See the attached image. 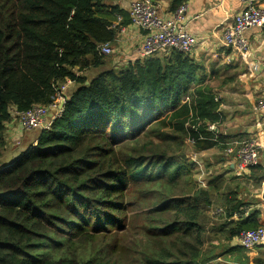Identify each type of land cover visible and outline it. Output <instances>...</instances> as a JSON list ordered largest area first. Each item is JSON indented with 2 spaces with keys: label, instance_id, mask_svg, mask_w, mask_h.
<instances>
[{
  "label": "trees",
  "instance_id": "obj_1",
  "mask_svg": "<svg viewBox=\"0 0 264 264\" xmlns=\"http://www.w3.org/2000/svg\"><path fill=\"white\" fill-rule=\"evenodd\" d=\"M118 1L0 0V157L18 113L74 84L37 142L0 166V264H264L259 245L237 243L264 228L239 177L201 187L195 162L170 150L226 153L235 140L209 129L225 116L205 65L171 49L105 67L115 52L100 46L131 24Z\"/></svg>",
  "mask_w": 264,
  "mask_h": 264
},
{
  "label": "crops",
  "instance_id": "obj_2",
  "mask_svg": "<svg viewBox=\"0 0 264 264\" xmlns=\"http://www.w3.org/2000/svg\"><path fill=\"white\" fill-rule=\"evenodd\" d=\"M133 1L119 0L118 3L127 10ZM151 1L159 15L164 18L172 16V0ZM186 3V22L197 38L193 56L196 61L205 65L206 71L202 78L206 80V84H211L217 90L221 101L220 109L225 116V121L217 126V131L234 137V142L250 137H259L264 142V113L256 107L260 99L264 98V26L247 30L246 35L251 41V54L246 57L226 45L223 38L225 30L242 10L240 0H186ZM259 4L264 5V0H260ZM121 17L120 22L123 21V15ZM124 27L125 32H119L115 44L119 48L118 53H121L119 57L127 61L140 58L143 31L132 23ZM251 57L260 66L255 75H251L248 67ZM9 145L8 142L7 147ZM228 158L233 175L238 176L242 181L241 185L246 187L241 196L250 203L249 209L261 210L264 217V148L260 152V167L247 169L242 174L234 168L232 158ZM8 164L9 160L1 165ZM254 255L264 257V244L254 250Z\"/></svg>",
  "mask_w": 264,
  "mask_h": 264
},
{
  "label": "built area",
  "instance_id": "obj_3",
  "mask_svg": "<svg viewBox=\"0 0 264 264\" xmlns=\"http://www.w3.org/2000/svg\"><path fill=\"white\" fill-rule=\"evenodd\" d=\"M240 2L242 10L236 14L231 26L225 30L223 38L226 45L235 52L248 57L251 54V41L246 32L250 28L264 26V5L259 4L260 0H240ZM187 9L188 5L185 2L173 12L171 17L164 18L159 15L151 0H134L131 3L129 8L131 23L143 31L140 58L171 49H178L187 53L193 52L197 38L191 33L186 22ZM121 19V15H117L115 25ZM125 30L126 27L124 26L120 28V32H125ZM100 52L111 55L115 50L110 43H105L100 46ZM248 67L251 75H255L260 69L259 62L252 57L248 62ZM65 89L66 85L61 87L62 91ZM61 90L58 91L56 96L66 102ZM216 99L219 100L220 97L218 96ZM53 104L49 107H34L30 111L18 114L23 116V120L25 119L24 121L28 126H33L38 120V114L37 119L33 117L30 124L28 115H31V112H35L36 109L45 112ZM256 107L264 113V98L260 99ZM209 129L217 131L215 125H210ZM263 148L264 142L259 137H250L231 143L226 150V154L232 158L234 168L239 174H242L247 169L260 163V152ZM239 217L238 213L234 214V218L238 219ZM237 243L249 250L264 244V228L244 231L237 238Z\"/></svg>",
  "mask_w": 264,
  "mask_h": 264
},
{
  "label": "rangeland",
  "instance_id": "obj_4",
  "mask_svg": "<svg viewBox=\"0 0 264 264\" xmlns=\"http://www.w3.org/2000/svg\"><path fill=\"white\" fill-rule=\"evenodd\" d=\"M114 50L115 53L110 56L109 59L107 58V64L105 65V67L115 66L119 68L121 66L120 64H124L127 62V59L119 57L121 56V53H118L119 48L116 47V45ZM113 58L114 61L112 62L111 59ZM96 73H98V70L87 71L89 77L94 76ZM73 87L74 84L70 81L66 85V91L69 92ZM64 102L65 101L63 99L56 96L53 106L46 109L45 112L39 111L38 109H36L35 112H31V115H28V117H30V120H28L29 124L31 123V119L33 117L34 119H37L38 114V120L33 126H28L26 121H24L25 119L23 120V116L17 114L16 116L18 118L14 121L13 126L7 134V140L9 141L10 145L3 151V154L0 157V165L7 160H9V164H12L16 156H18L22 151L27 150L30 146L34 145L37 142V138L39 137L40 132L43 129H48L51 126L52 120L49 119V116H51L50 118L54 119L61 115L65 105ZM170 150L175 154L181 153L180 151H183V153L188 156L189 160L195 162V179L200 182L199 184L201 187H206L207 181L214 175H218L223 172L228 176L233 175V172L227 170L230 159L224 151L218 149L209 151H197L191 143H185V145L181 148L178 145H172L170 147ZM245 189L246 187L242 185L241 189L239 188L238 190L239 195H243L246 191ZM221 204V201H219L217 205H215V207Z\"/></svg>",
  "mask_w": 264,
  "mask_h": 264
}]
</instances>
